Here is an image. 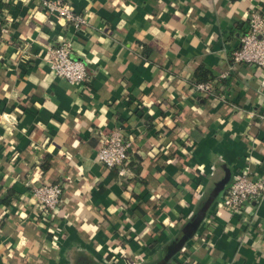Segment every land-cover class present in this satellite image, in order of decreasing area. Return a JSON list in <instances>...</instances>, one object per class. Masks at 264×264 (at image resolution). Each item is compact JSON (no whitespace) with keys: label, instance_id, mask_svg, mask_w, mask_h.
Segmentation results:
<instances>
[{"label":"crops","instance_id":"obj_1","mask_svg":"<svg viewBox=\"0 0 264 264\" xmlns=\"http://www.w3.org/2000/svg\"><path fill=\"white\" fill-rule=\"evenodd\" d=\"M63 1L88 25L0 0V264H264V196L220 207L244 166L264 178V69L231 58L264 0ZM61 42L91 82L55 75ZM116 128L131 140L124 179L96 158ZM58 181L41 221L30 188Z\"/></svg>","mask_w":264,"mask_h":264},{"label":"built area","instance_id":"obj_2","mask_svg":"<svg viewBox=\"0 0 264 264\" xmlns=\"http://www.w3.org/2000/svg\"><path fill=\"white\" fill-rule=\"evenodd\" d=\"M44 8L61 19H65L72 26L80 30L88 25L85 14L74 9L63 0H43ZM7 25L2 31L7 32ZM71 42H61L48 48L47 61L56 76L71 84H86L92 81L84 61L74 58ZM232 65L245 64L264 69V11L262 8H252L248 18L239 32V44L232 52ZM227 73L223 74V78ZM196 91L211 94L213 82H195ZM221 99L226 100L221 94ZM131 140L121 128H116L106 134L101 146L96 152L97 160L110 169H115L119 178L124 179L130 173ZM35 200L36 216L41 221H50L52 213L56 212L62 203L64 182L40 183L30 188ZM264 196V178L256 177L248 165L241 168L231 180V183L222 191L220 207L230 213H241L253 200H260Z\"/></svg>","mask_w":264,"mask_h":264},{"label":"water","instance_id":"obj_3","mask_svg":"<svg viewBox=\"0 0 264 264\" xmlns=\"http://www.w3.org/2000/svg\"><path fill=\"white\" fill-rule=\"evenodd\" d=\"M227 182V181H226ZM181 246V242L179 243H175L174 246L172 247L173 250H176L177 248H179ZM168 258V257H167Z\"/></svg>","mask_w":264,"mask_h":264},{"label":"trees","instance_id":"obj_4","mask_svg":"<svg viewBox=\"0 0 264 264\" xmlns=\"http://www.w3.org/2000/svg\"><path fill=\"white\" fill-rule=\"evenodd\" d=\"M204 72V71H203ZM203 72H201V73H203ZM201 73H200V75H201ZM200 75H199V77H200Z\"/></svg>","mask_w":264,"mask_h":264}]
</instances>
